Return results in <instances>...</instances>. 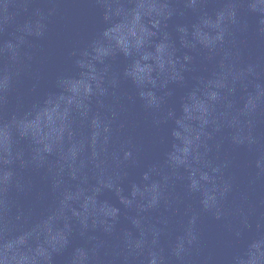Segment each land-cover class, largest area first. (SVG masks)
Returning <instances> with one entry per match:
<instances>
[{
	"label": "water",
	"instance_id": "obj_1",
	"mask_svg": "<svg viewBox=\"0 0 264 264\" xmlns=\"http://www.w3.org/2000/svg\"><path fill=\"white\" fill-rule=\"evenodd\" d=\"M0 264H264V0H0Z\"/></svg>",
	"mask_w": 264,
	"mask_h": 264
}]
</instances>
